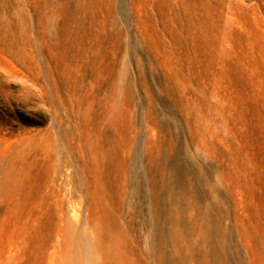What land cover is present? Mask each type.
<instances>
[{
    "label": "rangeland",
    "instance_id": "obj_1",
    "mask_svg": "<svg viewBox=\"0 0 264 264\" xmlns=\"http://www.w3.org/2000/svg\"><path fill=\"white\" fill-rule=\"evenodd\" d=\"M0 264H264V0H0Z\"/></svg>",
    "mask_w": 264,
    "mask_h": 264
}]
</instances>
